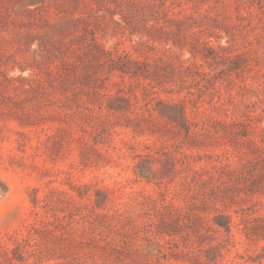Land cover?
<instances>
[{"label": "rangeland", "instance_id": "obj_1", "mask_svg": "<svg viewBox=\"0 0 264 264\" xmlns=\"http://www.w3.org/2000/svg\"><path fill=\"white\" fill-rule=\"evenodd\" d=\"M0 264H264V0H0Z\"/></svg>", "mask_w": 264, "mask_h": 264}]
</instances>
